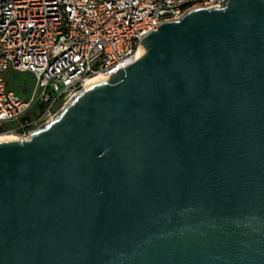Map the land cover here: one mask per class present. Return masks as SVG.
<instances>
[{
    "label": "water",
    "instance_id": "water-1",
    "mask_svg": "<svg viewBox=\"0 0 264 264\" xmlns=\"http://www.w3.org/2000/svg\"><path fill=\"white\" fill-rule=\"evenodd\" d=\"M141 45L0 140V264H264V0Z\"/></svg>",
    "mask_w": 264,
    "mask_h": 264
},
{
    "label": "built area",
    "instance_id": "built-area-1",
    "mask_svg": "<svg viewBox=\"0 0 264 264\" xmlns=\"http://www.w3.org/2000/svg\"><path fill=\"white\" fill-rule=\"evenodd\" d=\"M221 0H0V128L29 138L88 79L134 62L141 41L163 22ZM31 71L32 96L8 72ZM35 105V108H34ZM16 126H7L10 120Z\"/></svg>",
    "mask_w": 264,
    "mask_h": 264
},
{
    "label": "rangeland",
    "instance_id": "rangeland-1",
    "mask_svg": "<svg viewBox=\"0 0 264 264\" xmlns=\"http://www.w3.org/2000/svg\"><path fill=\"white\" fill-rule=\"evenodd\" d=\"M9 75V86L13 88L18 96L22 99H28L32 96L33 83H34V75L31 71H23V72H8ZM35 108V105H34ZM19 123V120H10L6 122L7 126H16ZM0 133H13L15 132L9 130H2Z\"/></svg>",
    "mask_w": 264,
    "mask_h": 264
},
{
    "label": "bare ground",
    "instance_id": "bare-ground-1",
    "mask_svg": "<svg viewBox=\"0 0 264 264\" xmlns=\"http://www.w3.org/2000/svg\"><path fill=\"white\" fill-rule=\"evenodd\" d=\"M145 52V49L141 46L138 50L137 56L140 57L143 55V53ZM103 78L102 75H95L93 77H90L88 79V84H91L93 82H96L98 80H101ZM13 138H21L18 134H13V133H5V134H1L0 133V140L1 139H13Z\"/></svg>",
    "mask_w": 264,
    "mask_h": 264
},
{
    "label": "trees",
    "instance_id": "trees-1",
    "mask_svg": "<svg viewBox=\"0 0 264 264\" xmlns=\"http://www.w3.org/2000/svg\"><path fill=\"white\" fill-rule=\"evenodd\" d=\"M0 131H2V128H0Z\"/></svg>",
    "mask_w": 264,
    "mask_h": 264
}]
</instances>
